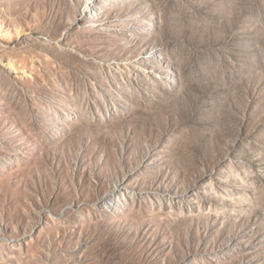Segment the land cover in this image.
<instances>
[{
    "label": "rangeland",
    "instance_id": "rangeland-1",
    "mask_svg": "<svg viewBox=\"0 0 264 264\" xmlns=\"http://www.w3.org/2000/svg\"><path fill=\"white\" fill-rule=\"evenodd\" d=\"M0 264H264V0H0Z\"/></svg>",
    "mask_w": 264,
    "mask_h": 264
},
{
    "label": "bare ground",
    "instance_id": "bare-ground-1",
    "mask_svg": "<svg viewBox=\"0 0 264 264\" xmlns=\"http://www.w3.org/2000/svg\"><path fill=\"white\" fill-rule=\"evenodd\" d=\"M96 10H100V11H101L102 9H101L99 6H97V7H96Z\"/></svg>",
    "mask_w": 264,
    "mask_h": 264
}]
</instances>
